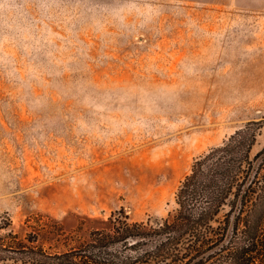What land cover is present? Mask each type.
<instances>
[{"label": "rangeland", "instance_id": "374dc122", "mask_svg": "<svg viewBox=\"0 0 264 264\" xmlns=\"http://www.w3.org/2000/svg\"><path fill=\"white\" fill-rule=\"evenodd\" d=\"M241 129L253 156L264 0H0L4 243L54 254L120 209L163 220L193 161Z\"/></svg>", "mask_w": 264, "mask_h": 264}, {"label": "trees", "instance_id": "16d2710c", "mask_svg": "<svg viewBox=\"0 0 264 264\" xmlns=\"http://www.w3.org/2000/svg\"><path fill=\"white\" fill-rule=\"evenodd\" d=\"M246 131L193 161L167 218L131 223L120 209L86 241L54 254L0 236V264H264V147L251 156L257 130ZM3 230L12 236L0 218Z\"/></svg>", "mask_w": 264, "mask_h": 264}]
</instances>
